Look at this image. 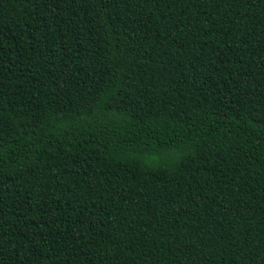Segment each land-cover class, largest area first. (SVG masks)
Instances as JSON below:
<instances>
[{
	"label": "trees",
	"instance_id": "16d2710c",
	"mask_svg": "<svg viewBox=\"0 0 264 264\" xmlns=\"http://www.w3.org/2000/svg\"><path fill=\"white\" fill-rule=\"evenodd\" d=\"M0 264H264V0H0Z\"/></svg>",
	"mask_w": 264,
	"mask_h": 264
}]
</instances>
